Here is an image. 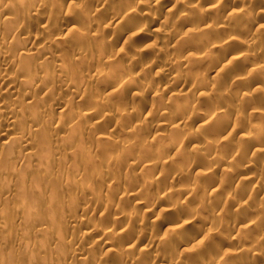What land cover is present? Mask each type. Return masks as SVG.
Returning a JSON list of instances; mask_svg holds the SVG:
<instances>
[{"label":"clouds","instance_id":"9594fccd","mask_svg":"<svg viewBox=\"0 0 264 264\" xmlns=\"http://www.w3.org/2000/svg\"><path fill=\"white\" fill-rule=\"evenodd\" d=\"M0 264H264V0H0Z\"/></svg>","mask_w":264,"mask_h":264}]
</instances>
